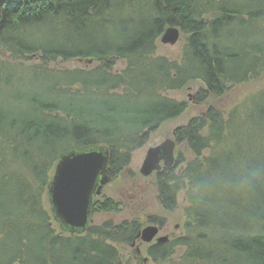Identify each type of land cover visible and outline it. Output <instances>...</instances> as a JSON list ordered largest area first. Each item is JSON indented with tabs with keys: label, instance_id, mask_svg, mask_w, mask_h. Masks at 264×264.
Returning <instances> with one entry per match:
<instances>
[{
	"label": "trees",
	"instance_id": "1",
	"mask_svg": "<svg viewBox=\"0 0 264 264\" xmlns=\"http://www.w3.org/2000/svg\"><path fill=\"white\" fill-rule=\"evenodd\" d=\"M1 1L0 43L24 57L37 52L42 63L23 66L29 74L26 82L44 86L20 93L24 78L18 76L11 85L0 84V94L11 88L13 96L9 106L0 108V150L6 151L0 156V264H22L23 259L31 264L45 257L48 264H114L117 253L110 242H129L137 231L134 222L111 231L108 244L91 229L71 236L49 227L44 196L58 156L72 147L105 144L115 176L128 167L134 146L184 109L183 102L164 97V90L200 79L204 86L196 98L204 101L221 95L229 83L255 78L257 69L264 70L262 52L248 48L247 41L254 43L257 29L263 28L264 0H5V7ZM46 14L67 19V32L54 37L60 43L38 41L34 46L22 40L40 29L41 21L52 23ZM170 25L183 33L178 60L154 55L156 39ZM234 26L243 28L238 33ZM251 26L252 35L246 32ZM77 56H90L97 64L86 73L82 67L68 70L87 74L76 83L50 86L45 73L53 67L48 62ZM118 58L126 67L113 71ZM53 94L55 98L48 97ZM91 96L99 101L90 103ZM4 100L0 95V102ZM246 109L225 114L209 107L175 129L178 141L194 156L185 167H164L154 182L165 209L174 207L175 191L185 189V230L170 245L148 249L156 262L264 264V178L251 190L232 186L248 168L264 166V92L252 98L249 113ZM250 112L260 116L263 132L251 131V144H246L247 132L237 138L234 124L240 114L250 123ZM254 146L256 158H248L245 147ZM219 157L225 164L216 162ZM95 205L119 210L107 197ZM17 246L20 255L12 257ZM175 246L181 248L179 254L173 253Z\"/></svg>",
	"mask_w": 264,
	"mask_h": 264
},
{
	"label": "rangeland",
	"instance_id": "2",
	"mask_svg": "<svg viewBox=\"0 0 264 264\" xmlns=\"http://www.w3.org/2000/svg\"><path fill=\"white\" fill-rule=\"evenodd\" d=\"M11 2L12 0H7ZM7 1L2 0V6L7 4ZM30 3V2H29ZM3 7V8H4ZM38 10V9H37ZM48 13V12H46ZM47 16H49L47 18ZM45 18L52 21V23L47 22V20L41 21V25H39L40 29H34V31L26 33L22 40L30 45L36 46L38 41L45 44L47 41L51 40L52 43L58 44L60 43L56 38L62 32H67V20L65 17L64 19L58 20V16L55 15H48L44 16ZM48 23L49 25H47ZM37 26V25H36ZM168 27H176L179 31V35L177 40L171 43H162L161 37L164 34V31ZM166 27L159 37L155 41V56H165L168 60L176 59L178 60L181 54L182 49V31L178 26L170 25ZM253 26L249 27L246 30L247 33L251 34L253 31ZM243 27H233L234 32L240 33ZM56 32L54 33V31ZM59 30V32H58ZM258 36L254 43L247 41L248 48H256L262 52V59L261 63L264 65V25L263 28H258ZM61 31V32H60ZM54 33V34H53ZM229 33V31L227 32ZM54 35V36H53ZM252 35V34H251ZM8 40L12 42V37H8ZM249 43L253 44L254 46H250ZM7 43L1 44L0 43V72L3 74V77H0V84L5 83L11 85V82H14L16 76L23 79V81L18 85V90L20 93H24L28 91V89H35L37 88L40 91V87H43L41 83L32 82L27 83L26 80L29 78V74L25 71V67L28 65L38 64L40 63L38 54L33 53V55L23 56V53H14L11 51L7 46ZM241 45H239L238 49H240ZM229 48V47H228ZM235 52H239V50L234 48ZM35 54V55H34ZM31 56V58L29 57ZM85 58V57H84ZM42 63V62H41ZM40 63V64H41ZM97 64L92 57L86 58V60L81 59L79 56L73 57L72 59L67 60H56L55 62H48V67H53L49 70L48 73H45L47 76L48 82L51 85H56V83H64L73 81L76 83L78 80L83 79L87 76L84 73H71L68 70L73 68L82 69V72H88L89 69L93 68ZM21 66V67H20ZM55 67V68H54ZM126 67V61L124 59L118 58L114 61L112 70L117 71L121 70ZM25 68V69H24ZM64 70L63 74H60V71ZM255 69V68H254ZM255 71V70H254ZM255 78L251 80H247L241 83H229L227 84L226 91L223 92L221 95H210L204 101H198L196 98V92L204 86V83L200 79H195L194 81H189L186 83L181 84L180 88L178 89H168L162 92L163 96L172 99L178 102H183L185 104L184 109L181 113L173 117L171 119H167L160 123L153 131H150L147 134V138L143 143L140 145L134 146V148L130 151V162L127 168L115 175H111V169L109 166V157L110 153H108V160L106 167L108 168L109 174V181H107L101 188L100 193L95 195L92 194L93 202L90 205V213L88 216V223L86 227L80 231L71 232L64 226L60 224L58 220L55 218L53 219V213L49 211V200L47 201V196H44V204L47 207L49 214L47 216L49 227L56 233H65L69 235H86L89 233L90 229L92 233L95 235L96 233L99 234L101 239H104L106 244H108V240L112 236L111 231L116 233L118 230V226L121 225L123 222H134L136 224V232L133 238L129 242L123 243L122 240L120 242H110L111 245L116 249L117 257L114 261V264H166L163 262H156L152 256L149 255L148 249H150L155 244H171L174 242L178 236L184 233V222H185V208L188 205V202L185 198V189L178 188L175 191V198H174V207L170 209H165L162 205L158 202V194L156 193L154 177L156 173L161 171L164 167H185L187 160L193 158V152H189L185 143L178 141V137L175 134V129L180 126L186 125L188 121L197 115L204 114L209 107L217 108L218 110L224 112L225 114L232 112L234 108L242 109L245 107L246 111L249 113L252 107V98L260 96L261 92H264V70H256ZM18 73V74H17ZM39 73V76H43L42 72ZM27 75V76H25ZM1 76V75H0ZM0 85V86H2ZM226 85V84H225ZM52 89H58L56 87ZM116 92V91H115ZM94 93V92H93ZM116 94H120L118 91ZM4 99L6 98L8 101L4 100L0 102V108L4 109L9 106L10 100L13 99L11 88H8L6 93L0 94ZM50 98H55V94L48 95ZM88 100L90 103H95L99 101V99H95L93 96L89 97ZM250 103V104H249ZM234 112V111H233ZM232 112V113H233ZM250 123H247L243 114H240V118L236 120L234 124V128H237L236 131L237 138L242 137V132H247V139L246 144H251L252 136L250 135L251 131L253 133L263 132L262 120L257 113L250 112V115L247 117ZM246 123V124H245ZM246 125V126H245ZM244 127V128H243ZM247 127V128H246ZM246 128V129H245ZM255 130H253V129ZM242 134V135H241ZM166 141H172V164L167 165L164 164V160L161 159L158 163L160 168L151 170L148 174H143L141 172V166L143 160L145 159L147 150L150 147H156L165 143ZM254 142V141H253ZM243 143V142H242ZM245 144V145H246ZM103 146V145H102ZM108 147V146H107ZM255 147V146H254ZM104 148V147H102ZM245 150L250 155L246 156L248 158L255 159L256 158V151H258L257 147L255 149ZM109 151L111 152L110 148ZM67 151L62 152L61 154ZM244 154V151H240ZM6 153L5 149L0 150V156ZM60 156V155H59ZM58 156V158H59ZM57 158V160H58ZM222 157L217 158L216 161L219 164H225V161H222ZM56 160V162H57ZM55 162V163H56ZM54 170V166L52 168ZM241 171V170H240ZM239 171V172H240ZM237 175L236 171L232 172L231 174ZM50 183V181H49ZM97 186L94 189V192L97 191ZM104 197L112 199L115 203L118 204L119 210L117 211H107L104 209H99L96 207L95 203L97 200L102 201ZM51 205V204H50ZM116 207V209H118ZM51 213V214H50ZM53 216V217H52ZM138 225V229H137ZM155 226L158 228L157 233L152 237L150 241H144L141 239L140 232L146 226ZM104 227V228H103ZM108 227V228H107ZM133 230V231H134ZM68 231V232H64ZM98 237V236H97ZM166 237L164 241H158V238ZM113 238V236L111 237ZM113 240V239H110ZM109 245V246H111ZM111 246V247H112ZM16 252L12 251V257L16 255H20L17 251L20 249L15 247ZM172 251V249L170 248ZM181 250L180 247L175 246V250L173 253L179 254ZM38 249H36V253H38ZM175 255V259L178 258V255ZM49 257H45L44 259H39L33 261L31 264H48L50 261L48 260ZM169 259H172L171 257ZM180 259V257H179ZM176 259V261H179ZM17 262L20 260L15 259ZM42 260V261H41ZM26 260H22V264H28L30 262H25ZM2 262V261H1ZM2 264V263H1ZM19 264V263H17ZM220 264V263H219Z\"/></svg>",
	"mask_w": 264,
	"mask_h": 264
},
{
	"label": "water",
	"instance_id": "3",
	"mask_svg": "<svg viewBox=\"0 0 264 264\" xmlns=\"http://www.w3.org/2000/svg\"><path fill=\"white\" fill-rule=\"evenodd\" d=\"M178 35L176 27H168L161 37V42L173 44ZM172 147V141L150 147L143 160L141 172L148 174L153 169L158 170L161 159L164 164L171 165ZM107 160L108 151L102 148L71 150L59 156L54 168L55 175L48 185L49 202L54 218L71 232H80L86 227L90 205L93 202L92 194H99L102 186L110 179L107 174ZM71 174L75 175L77 180L66 179ZM96 186L98 188L94 192ZM157 231L155 226H146L140 232L141 239L150 241ZM164 240L166 237L158 238V241Z\"/></svg>",
	"mask_w": 264,
	"mask_h": 264
},
{
	"label": "clouds",
	"instance_id": "4",
	"mask_svg": "<svg viewBox=\"0 0 264 264\" xmlns=\"http://www.w3.org/2000/svg\"><path fill=\"white\" fill-rule=\"evenodd\" d=\"M261 178H264V166L248 168L232 186L237 190H251Z\"/></svg>",
	"mask_w": 264,
	"mask_h": 264
},
{
	"label": "bare ground",
	"instance_id": "5",
	"mask_svg": "<svg viewBox=\"0 0 264 264\" xmlns=\"http://www.w3.org/2000/svg\"><path fill=\"white\" fill-rule=\"evenodd\" d=\"M154 47H155V43H154ZM164 58H166L165 56H164ZM264 67V66H263ZM103 68V67H102ZM25 76H27V75H25ZM103 145V146H102ZM102 147H104V148H102ZM97 148H102V149H106L107 151H108V153H111L110 151H109V148L107 147V146H105V144H102V143H92V144H89V145H84V146H82V145H80V146H77V147H72L71 149H66V151L68 152V151H71V150H79V149H89V150H91V149H97ZM66 153V152H65ZM61 155V154H60ZM55 166H56V163L54 164V168H55ZM55 175V170H52V172L50 173V175H48V178H49V181L52 179V177ZM70 178H72L73 180H77V177L75 176V175H73V174H71V176H69V177H67L66 179H70ZM48 185H49V182H48V184H47V188H46V192H45V195L47 196L48 195ZM17 190H20V189H18L17 188ZM49 200V198H48V196H47V201ZM45 205V204H44ZM46 209H47V207H46ZM49 211L50 212H52V207H51V205L49 204ZM48 214H49V212H48ZM51 214V213H50ZM53 217V216H52ZM53 219H54V217H53ZM134 226V225H133ZM64 232H68V231H64Z\"/></svg>",
	"mask_w": 264,
	"mask_h": 264
}]
</instances>
